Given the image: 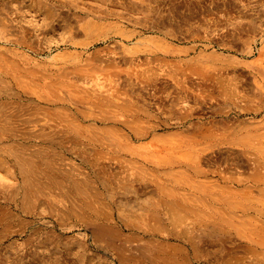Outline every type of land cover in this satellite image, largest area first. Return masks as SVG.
<instances>
[{"label":"rangeland","instance_id":"rangeland-1","mask_svg":"<svg viewBox=\"0 0 264 264\" xmlns=\"http://www.w3.org/2000/svg\"><path fill=\"white\" fill-rule=\"evenodd\" d=\"M263 80L264 0H0V264H264Z\"/></svg>","mask_w":264,"mask_h":264},{"label":"bare ground","instance_id":"bare-ground-1","mask_svg":"<svg viewBox=\"0 0 264 264\" xmlns=\"http://www.w3.org/2000/svg\"><path fill=\"white\" fill-rule=\"evenodd\" d=\"M210 70V69H209ZM228 76H230V75H228ZM246 77V76H245ZM224 78V77H223ZM222 78V79H223ZM264 81V80H263ZM191 82V81H190ZM228 82V81H227ZM202 83V82H201ZM207 83V82H206ZM203 84V83H202ZM216 89V88H215ZM229 89V88H228ZM256 91V90H255ZM232 93V92H231ZM238 93V92H237ZM227 95V94H226ZM264 95V94H263ZM264 97V96H263ZM235 98V97H234ZM224 99V98H223ZM260 104V103H259ZM259 106V105H258ZM236 107V106H235ZM240 109V108H239ZM241 111V110H240ZM252 113V112H251ZM254 113V112H253ZM262 113V112H261ZM250 115V114H249ZM48 119V118H47ZM46 119V120H47ZM49 120V119H48ZM50 121V120H49ZM241 121V120H240ZM52 122H53V120H52ZM220 122V121H219ZM55 123V122H54ZM56 124V123H55ZM222 124V123H221ZM237 124V123H236ZM244 124V123H243ZM242 124V125H243ZM252 124V123H251ZM214 125V124H213ZM54 128V127H53ZM215 128H216V126H215ZM44 129V128H43ZM245 129V128H244ZM51 130V129H50ZM262 130V129H261ZM242 131H244V130H242ZM238 133H239V131H238ZM246 134V133H245ZM235 135V134H234ZM255 135V134H254ZM133 136V135H132ZM220 136V135H219ZM233 136V135H232ZM152 137V136H151ZM181 137V136H180ZM241 137V136H240ZM149 138H150V136H149ZM238 138H239V136H238ZM96 139V138H95ZM112 139V138H111ZM152 139V138H151ZM98 140V139H97ZM149 140V139H148ZM219 140V139H218ZM234 140V139H233ZM160 141V140H159ZM165 141V140H164ZM141 142V141H140ZM157 142V141H156ZM192 142V141H191ZM253 143V142H252ZM230 145V144H229ZM148 146V145H147ZM150 146V145H149ZM187 146V145H186ZM189 146V145H188ZM187 146V147H188ZM203 146V145H202ZM227 146V145H226ZM118 147V146H117ZM196 147V146H195ZM222 147V146H221ZM241 147V146H240ZM244 147V146H243ZM259 147V146H258ZM180 148V147H179ZM182 148V147H181ZM193 148V147H192ZM253 148V147H252ZM191 149V148H190ZM261 149V148H260ZM203 150V149H202ZM207 150H209V149H207ZM113 151V150H112ZM182 151V150H181ZM185 151V150H184ZM256 151V150H255ZM261 151V150H260ZM123 152V151H122ZM191 152V151H190ZM198 152V151H197ZM202 152V151H201ZM257 152V151H256ZM175 153H176V151H175ZM260 153V152H259ZM117 154V153H116ZM182 154V153H181ZM190 154V153H189ZM258 154V153H257ZM126 155V154H125ZM178 155V154H177ZM135 156V155H134ZM257 156H259V155H257ZM261 156L263 157V155L261 154ZM260 157V156H259ZM261 157V158H262ZM27 158V157H26ZM264 159V158H263ZM177 160V159H176ZM182 165H183V163H181ZM27 167V166H26ZM190 168V167H189ZM222 168V167H221ZM224 168V167H223ZM28 170V169H27ZM191 170V169H190ZM232 170V169H231ZM250 170V169H249ZM213 171V170H212ZM122 172V171H121ZM178 172V171H177ZM191 172V171H190ZM209 172V171H208ZM216 172V171H215ZM126 174V173H125ZM153 174V173H152ZM176 174V173H175ZM222 174H223V172H222ZM239 174V173H238ZM135 175V174H134ZM170 175V174H169ZM217 176V175H216ZM172 177H173V175H172ZM215 177V176H214ZM180 178H181V176H180ZM184 178V177H183ZM206 178H208V177H206ZM220 178V177H219ZM225 180H228V179H225ZM201 181V180H200ZM207 181V180H206ZM175 182V181H174ZM181 182V181H180ZM189 182V181H188ZM218 182V181H217ZM175 183H178V182H175ZM215 183V182H214ZM252 183V182H251ZM174 184V183H173ZM172 184V185H173ZM192 184V183H191ZM226 184V183H225ZM237 184V183H236ZM264 184V183H263ZM244 185V184H243ZM186 186V185H185ZM193 186H195V185H193ZM222 186V185H221ZM224 186H226V187H228L227 185H224ZM189 187V186H188ZM223 187V186H222ZM194 188V187H193ZM208 188V187H207ZM231 189V188H230ZM190 190V189H189ZM208 190V189H207ZM222 190H224V189H222ZM218 191V190H217ZM223 192V191H222ZM184 193H186V192H184ZM211 193V192H210ZM226 193V192H225ZM228 193V192H227ZM219 194V193H218ZM38 195V194H37ZM206 195V194H205ZM187 197V196H186ZM186 197H184V198H186ZM232 197V196H231ZM241 197V196H240ZM216 199V198H215ZM224 199V198H223ZM228 199H230V198H228ZM227 199V200H228ZM192 201V200H191ZM201 201V200H200ZM212 201V200H211ZM238 201V200H237ZM228 203H229V201H227ZM239 202V201H238ZM159 203V202H158ZM214 203V202H213ZM219 204V203H218ZM235 204V203H234ZM237 204V203H236ZM242 204V203H241ZM264 204V203H263ZM131 205V204H130ZM160 205H161V203H160ZM201 205V204H200ZM217 206V205H216ZM246 206V205H245ZM244 206V207H245ZM247 206H249V204L247 205ZM250 206H251V204H250ZM249 206V207H250ZM258 206V205H257ZM238 207V206H237ZM254 207V206H253ZM213 208V207H212ZM241 208V207H240ZM158 209V208H157ZM237 209H239V208H237ZM230 210V209H229ZM236 210V209H235ZM242 210V209H241ZM117 211H119V210H117ZM223 211V210H222ZM159 212V211H158ZM218 212V211H217ZM225 212V211H224ZM71 213V212H70ZM149 213V212H148ZM157 213V212H156ZM165 213V212H164ZM239 213V212H238ZM257 213V212H256ZM92 214V213H91ZM114 214V213H113ZM142 214V213H141ZM168 214V213H167ZM231 214V213H230ZM233 214V213H232ZM93 215V214H92ZM116 215V214H115ZM128 215V214H127ZM226 215V214H225ZM235 215H237V214H235ZM138 216V215H137ZM234 216V215H233ZM132 217V216H131ZM222 217H223V215H222ZM127 218V217H126ZM133 218V217H132ZM201 218V217H200ZM98 219V218H97ZM102 219V218H101ZM120 219H121V217H120ZM128 219V218H127ZM131 219V218H130ZM201 220V219H200ZM223 220V219H222ZM225 220V223H226V220L227 219H224ZM122 221V220H121ZM204 221V220H203ZM221 221V220H220ZM232 221V220H231ZM168 222V221H167ZM224 222V221H223ZM239 222V221H238ZM238 222L236 223V224H238ZM161 223V222H160ZM163 223V222H162ZM224 223V224H225ZM233 223V222H232ZM120 224H122V223H120ZM227 224V223H226ZM235 224V223H234ZM99 225V224H98ZM98 225H96V226H98ZM210 225V224H209ZM123 227V226H122ZM182 227H184V226H182ZM191 227V226H190ZM195 227V226H194ZM186 228V227H185ZM199 228V227H198ZM214 228V227H213ZM166 229V228H165ZM205 229V228H204ZM207 229V228H206ZM134 230V229H133ZM210 230V229H209ZM124 231V230H123ZM146 231V230H145ZM167 231V230H166ZM180 231H182V230H180ZM147 232V231H146ZM208 232V231H207ZM211 232V231H210ZM143 233V232H142ZM190 233V232H189ZM221 233V232H220ZM183 234H185L184 232H183ZM211 234V233H210ZM133 235V234H132ZM204 237V236H203ZM147 238V237H146ZM186 238V237H185ZM177 241V240H176ZM180 241V240H179ZM190 245V244H189ZM192 249V248H191ZM134 253V252H133ZM141 253V252H140ZM157 254V253H156ZM133 255V254H132ZM142 255V254H141ZM130 256V255H129ZM134 256V255H133ZM147 256V255H146ZM148 257V256H147ZM146 258V257H145ZM194 258V257H193ZM127 259H129V258H127ZM132 259V258H131ZM187 260V259H186ZM151 263V262H150ZM166 263V262H165ZM196 263V262H195ZM161 264V263H160Z\"/></svg>","mask_w":264,"mask_h":264}]
</instances>
